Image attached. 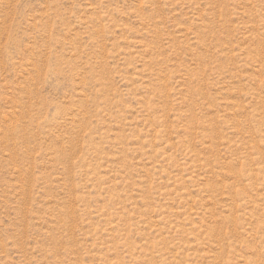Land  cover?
Masks as SVG:
<instances>
[{"label":"rangeland","instance_id":"374dc122","mask_svg":"<svg viewBox=\"0 0 264 264\" xmlns=\"http://www.w3.org/2000/svg\"><path fill=\"white\" fill-rule=\"evenodd\" d=\"M0 264H264V0H0Z\"/></svg>","mask_w":264,"mask_h":264}]
</instances>
